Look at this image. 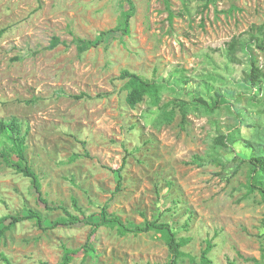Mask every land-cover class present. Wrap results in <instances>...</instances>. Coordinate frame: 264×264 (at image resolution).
<instances>
[{"label":"rangeland","instance_id":"1","mask_svg":"<svg viewBox=\"0 0 264 264\" xmlns=\"http://www.w3.org/2000/svg\"><path fill=\"white\" fill-rule=\"evenodd\" d=\"M133 1L123 34L127 0H0V119L18 118L53 205L94 222L106 205L131 227L169 222L191 239L179 264L199 263L209 240L213 264L264 260V200L247 188V160L264 149V76L256 85L247 77L252 65L264 72L251 37L263 36L264 0ZM54 36L68 44L47 49ZM123 69L156 81L159 99L131 107ZM200 99L220 103L209 110ZM164 110L175 112L172 121ZM28 209L45 226L66 215L38 203L30 178L0 157V216ZM91 228L23 220L0 240V264H58L66 248L80 250L70 264L171 258L155 230L100 226L85 250Z\"/></svg>","mask_w":264,"mask_h":264},{"label":"trees","instance_id":"2","mask_svg":"<svg viewBox=\"0 0 264 264\" xmlns=\"http://www.w3.org/2000/svg\"><path fill=\"white\" fill-rule=\"evenodd\" d=\"M130 8L128 13H126L123 19V26L120 30L123 34L130 33V18L132 17L133 12L135 11V3L133 0H127ZM257 31L259 30L262 33V38H259L257 35L253 34L251 31V37L255 40L256 45L264 50V25L256 27ZM110 32V31H108ZM4 33V29L0 30V37ZM103 35L106 32H102ZM81 42H86L88 46H92L93 41L88 39H78ZM68 43L64 40H61L60 37L54 36L50 44L46 47L47 49H53L59 44ZM240 42L239 39L234 37L228 43L229 55L232 59L237 60V52L239 50ZM264 76V72L257 66L252 65L250 73H248V80L252 84H257L258 80ZM120 78L125 79V88L127 90L126 101L131 107H135L138 103L142 102L146 96H150L154 101L159 99L160 86L156 81L150 80L143 77L142 75L133 72L129 69H123L121 71ZM219 101L215 105H208V103L200 99V104L206 109L212 110L219 105ZM181 106H183L181 104ZM164 115L166 121H172L175 116V112L164 110ZM22 125L19 122L17 117L11 119H0V157L13 168H16L23 175L30 178L31 184L34 188L36 194V201L42 204L48 210L61 209L66 215L59 217L48 226L44 225V217L38 211L28 209L27 214L20 215H2L0 216V240L5 236L7 230L16 225L17 223L26 220V219H36V222L40 228L46 230L48 228H57L61 226H72L75 224H90L92 226L91 233L88 237V241L84 244V249L87 250L90 248V243L92 238L95 236L98 228L100 226H109L116 227L120 234H126L128 232L140 233V232H149L152 230L160 231L163 233L166 244L168 245L171 258L166 263H156V264H179V260L185 255L183 247L191 240L189 237H179L173 226L169 222L164 221H146L143 225H136L134 227L126 224L122 218L116 213H110L107 210V205L103 206L102 212L100 215V220L97 222L89 220L87 216L76 215L71 213L67 207L63 205H53L46 197L43 196V191L41 185L39 184V176L36 171L29 164L27 156V143L25 135H21ZM8 141V142H7ZM88 156V155H87ZM249 163V181L247 183L248 192L252 193L258 191L261 195L262 200H264V149L259 152L251 153L248 158ZM122 168V167H121ZM121 168L115 169L116 172H121ZM122 175L120 174V178ZM121 190V180L119 181L116 191ZM214 244L211 240L207 241L205 248H203L201 253V259L199 263H196L192 259V264H213V261L210 257V252L213 249ZM80 252V250H73L66 248L64 255L62 256L61 261L58 264H70L74 256ZM261 257L264 259V248L261 254ZM253 261V264H264V260L257 257L248 258ZM229 264H234L230 262Z\"/></svg>","mask_w":264,"mask_h":264}]
</instances>
